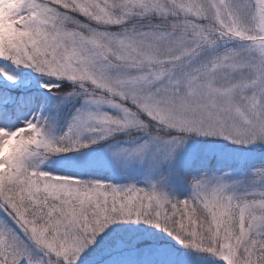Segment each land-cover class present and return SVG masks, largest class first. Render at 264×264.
I'll list each match as a JSON object with an SVG mask.
<instances>
[{
    "label": "snow or ice",
    "instance_id": "obj_1",
    "mask_svg": "<svg viewBox=\"0 0 264 264\" xmlns=\"http://www.w3.org/2000/svg\"><path fill=\"white\" fill-rule=\"evenodd\" d=\"M0 264H264V0H0Z\"/></svg>",
    "mask_w": 264,
    "mask_h": 264
},
{
    "label": "rangeland",
    "instance_id": "obj_2",
    "mask_svg": "<svg viewBox=\"0 0 264 264\" xmlns=\"http://www.w3.org/2000/svg\"><path fill=\"white\" fill-rule=\"evenodd\" d=\"M63 86V85H62ZM26 115H28V116H32V115H35L34 113H31V114H26ZM22 119H23V117H22ZM15 126V122H13L12 124H10V127H14ZM65 127H66V125H62V126H60V127H58L57 129H56V133L57 134H60V133H62L64 130H65Z\"/></svg>",
    "mask_w": 264,
    "mask_h": 264
}]
</instances>
